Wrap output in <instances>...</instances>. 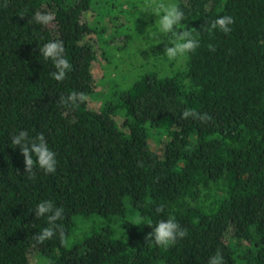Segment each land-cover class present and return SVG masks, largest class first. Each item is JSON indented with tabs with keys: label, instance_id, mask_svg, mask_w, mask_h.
<instances>
[{
	"label": "trees",
	"instance_id": "1",
	"mask_svg": "<svg viewBox=\"0 0 264 264\" xmlns=\"http://www.w3.org/2000/svg\"><path fill=\"white\" fill-rule=\"evenodd\" d=\"M167 1L184 12L177 31L199 33L200 47L168 72L139 60V70L103 96L94 93L87 36L95 32L106 48L115 33L127 35L118 25L106 38L95 22L122 10L120 0L0 6V264H31L32 257L34 264H209L217 253L223 264H264V0ZM92 6L99 15L91 21ZM37 11L53 14L52 24L34 22ZM220 16L234 18L231 32L207 31ZM158 28L159 21L140 31L155 37ZM53 40L63 41L73 66L62 82L39 51ZM172 40L161 33L156 47ZM72 92L99 102H59ZM186 109L209 119H181ZM20 131L44 135L56 153L55 173L36 166L29 179L11 144ZM46 200L63 208L57 223L66 239L74 217L104 219L67 246L59 232L38 243L35 235L49 225L35 209ZM137 218L145 224H132ZM169 218L187 230L184 239L167 249L146 240Z\"/></svg>",
	"mask_w": 264,
	"mask_h": 264
},
{
	"label": "clouds",
	"instance_id": "2",
	"mask_svg": "<svg viewBox=\"0 0 264 264\" xmlns=\"http://www.w3.org/2000/svg\"><path fill=\"white\" fill-rule=\"evenodd\" d=\"M7 6V0H4V4ZM144 13H154L159 17V30L161 33H171L174 40L170 42L171 46L165 45L164 53L167 58L176 60L180 57H185L189 53L195 52L200 47V41L197 36L193 35V31L181 30L184 26L182 21L184 19V12L180 9L176 3H165V0H147L143 8ZM20 17H24L21 15ZM55 17L50 12L37 11L32 17V20L42 26L48 27L52 24ZM232 16H220L210 23V27L206 30L211 32L212 30L219 29L224 33L231 32V25L234 23ZM209 50L214 51V46L209 45ZM41 55L46 60H51L54 64L56 71L52 72V77L58 82L65 80L68 72L72 70V64L65 57V48L63 41L53 40L45 43L43 47H39ZM88 97L83 92H72L66 98L61 97L59 102L70 106L79 107L81 103L87 102ZM181 119H195L200 122H207L209 116L207 113H200L192 109H186L181 113ZM13 146H18L21 154L24 157V173L28 174L29 179L35 178L34 168L38 166L46 174L55 173L57 168L56 153L48 147V143L44 135L38 134L35 138H29L27 131H20L17 135L13 136L11 140ZM35 156V160L33 159ZM157 212H163V207H157ZM35 217H46L48 227L42 229L41 232L35 235V239L38 243H43L46 240L52 239L57 232H59L60 241L62 245L67 246L68 241L65 236V232L61 225L57 221L63 218V208L57 207L52 201L46 200L39 203L35 209ZM132 224L140 225L145 224L142 218H137ZM150 225V224H148ZM27 227V225L25 226ZM188 235L187 230L181 227L175 220V218H169L167 220H160L146 236V240H153L157 246H161L165 249L174 246L178 239H184ZM209 264H223L222 256L217 253L210 258Z\"/></svg>",
	"mask_w": 264,
	"mask_h": 264
},
{
	"label": "rangeland",
	"instance_id": "3",
	"mask_svg": "<svg viewBox=\"0 0 264 264\" xmlns=\"http://www.w3.org/2000/svg\"><path fill=\"white\" fill-rule=\"evenodd\" d=\"M120 1L122 10L115 8L116 13H114V16L111 15L112 17L104 13L103 16L100 15L99 18L97 7L92 6L90 9L89 19L92 21L94 17L98 16L95 21L96 25L103 27L102 35L106 38L109 37V34L114 28H117L118 25L125 27L127 33V35L122 32L118 34L115 33L111 38L107 39L106 48L101 47L100 40L95 32L87 36V38L94 43L95 48V58L91 64L95 95H106L109 88H111L115 82L118 84L119 82L126 83L127 77L125 74L139 70V60L144 63V69L154 67L160 72H168V69L174 67L182 58L180 57L170 61L164 53L165 47H163L162 50L156 47V39H159L161 34L159 28L154 32L155 37L143 36L144 34L140 31V28H148L150 24H157L159 21V17L155 16L154 13L143 12L147 0ZM167 2L168 1L165 0V3ZM123 9L125 11H123ZM141 12L143 15H140ZM140 17L142 18V23ZM143 21H148V23L143 24ZM102 53L109 57V61H106ZM87 97V106L95 108L99 100L92 95H88ZM102 219L104 218L96 214L88 215L85 218L80 216L74 217L75 225L67 241L70 242L79 239L91 224H98L99 220ZM116 234H118L117 231ZM35 262L36 257H32L31 264Z\"/></svg>",
	"mask_w": 264,
	"mask_h": 264
}]
</instances>
